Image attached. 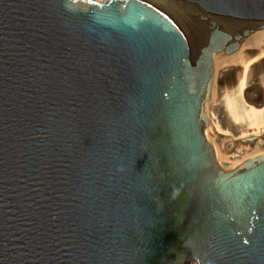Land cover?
Here are the masks:
<instances>
[{
  "label": "water",
  "instance_id": "obj_1",
  "mask_svg": "<svg viewBox=\"0 0 264 264\" xmlns=\"http://www.w3.org/2000/svg\"><path fill=\"white\" fill-rule=\"evenodd\" d=\"M259 28L264 0H0V264H264V153L218 162L202 111Z\"/></svg>",
  "mask_w": 264,
  "mask_h": 264
},
{
  "label": "bare ground",
  "instance_id": "obj_2",
  "mask_svg": "<svg viewBox=\"0 0 264 264\" xmlns=\"http://www.w3.org/2000/svg\"><path fill=\"white\" fill-rule=\"evenodd\" d=\"M164 1L175 5L182 2ZM240 42L230 53L211 56L212 82L202 109L218 162L237 165L264 153V28L256 29ZM255 87L263 89V93ZM223 127L239 136L229 134ZM179 264L200 263L191 258Z\"/></svg>",
  "mask_w": 264,
  "mask_h": 264
},
{
  "label": "rangeland",
  "instance_id": "obj_3",
  "mask_svg": "<svg viewBox=\"0 0 264 264\" xmlns=\"http://www.w3.org/2000/svg\"><path fill=\"white\" fill-rule=\"evenodd\" d=\"M255 89H256L257 91H260V93H263V89L258 88V87H255ZM223 129L229 131V134H233V135H235L236 137L239 136V133L234 132V131H231V130H229L227 127H223ZM223 136H226V134H222V137H223ZM227 136H228V135H227Z\"/></svg>",
  "mask_w": 264,
  "mask_h": 264
},
{
  "label": "clouds",
  "instance_id": "obj_4",
  "mask_svg": "<svg viewBox=\"0 0 264 264\" xmlns=\"http://www.w3.org/2000/svg\"><path fill=\"white\" fill-rule=\"evenodd\" d=\"M118 170L121 172L124 171L123 167H120Z\"/></svg>",
  "mask_w": 264,
  "mask_h": 264
}]
</instances>
